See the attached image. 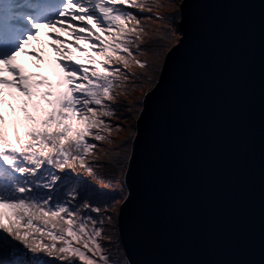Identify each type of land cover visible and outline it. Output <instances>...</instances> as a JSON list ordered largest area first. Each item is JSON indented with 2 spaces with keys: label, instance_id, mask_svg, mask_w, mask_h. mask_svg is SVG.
<instances>
[{
  "label": "water",
  "instance_id": "water-1",
  "mask_svg": "<svg viewBox=\"0 0 264 264\" xmlns=\"http://www.w3.org/2000/svg\"><path fill=\"white\" fill-rule=\"evenodd\" d=\"M117 226L128 264H264V0H181Z\"/></svg>",
  "mask_w": 264,
  "mask_h": 264
},
{
  "label": "snow or ice",
  "instance_id": "snow-or-ice-1",
  "mask_svg": "<svg viewBox=\"0 0 264 264\" xmlns=\"http://www.w3.org/2000/svg\"><path fill=\"white\" fill-rule=\"evenodd\" d=\"M146 2L0 0V50L11 52L0 57V251L15 253L22 245L64 264H128L109 255L101 207L85 202L74 187L70 199L53 193L69 179L59 174L66 169L96 176L103 167L94 163L101 160L94 150L113 131L106 118L117 115L114 92L132 75L130 64L148 66L135 57L143 55L138 17ZM45 27L71 37L48 33L57 53L52 75L18 62L26 54L45 67L44 49L32 46ZM16 100L22 117L15 115ZM76 195L81 199L73 204Z\"/></svg>",
  "mask_w": 264,
  "mask_h": 264
},
{
  "label": "trees",
  "instance_id": "trees-1",
  "mask_svg": "<svg viewBox=\"0 0 264 264\" xmlns=\"http://www.w3.org/2000/svg\"><path fill=\"white\" fill-rule=\"evenodd\" d=\"M180 2L181 0H147L143 10L144 14L138 17L144 25V33L140 41L143 55L139 52H136L135 55L137 59L147 61L148 66L140 68L139 65L130 64L126 71L132 75L114 92V106L117 108V115L106 119L111 120L112 124L121 125V127L113 126L115 133L110 134L109 139L96 142L98 147L94 152L101 156V160L94 163L102 164L103 167L97 170L96 176L88 174L85 169L80 167L74 171L66 169L64 173L59 174L65 175L69 179L60 184L53 193L58 199H70L72 193L68 190L74 187L77 192L83 194L85 202L91 203L93 207H101L102 213L108 214L109 212L111 223L105 222V225L114 231L117 230L116 240H113L110 245L112 248L117 246L121 252L119 255L122 257L125 256V253L118 236V212L113 210L118 209L120 202L127 195L124 176L131 154L132 140L136 133V118L142 108L144 95L157 82L164 57L179 38ZM149 9L151 10L149 11ZM157 14L164 18L157 19ZM85 43L87 44V42ZM79 55L77 54L76 57ZM132 65H134L133 69ZM17 96L19 97L20 94ZM16 104L15 115L22 117L23 112L20 109L19 100H16ZM113 176L116 178L113 179ZM80 199L81 195H76V199L72 203L75 204ZM93 201L95 202L93 203ZM91 214L96 215L94 212ZM104 241L108 243V240L104 239ZM123 258L126 259V257ZM0 264H64V261L46 252L33 253L20 245L19 251L15 253L0 251Z\"/></svg>",
  "mask_w": 264,
  "mask_h": 264
},
{
  "label": "rangeland",
  "instance_id": "rangeland-1",
  "mask_svg": "<svg viewBox=\"0 0 264 264\" xmlns=\"http://www.w3.org/2000/svg\"><path fill=\"white\" fill-rule=\"evenodd\" d=\"M59 2H60V0H59ZM58 2V3H59ZM179 20H180V18H179ZM51 31H57V32H60V34L62 35V36H69V34H68V32H66V31H62L59 27H57L56 29H49V28H42L41 30H40V39L38 40V41H34L33 42V47H37V48H43L44 49V55H45V67H43V68H37L36 67V63H35V61H34V59L31 57V56H29V55H26V54H19L18 55V62L19 63H21V64H23L25 67H26V69H28V70H32V71H42V72H44L45 74H47V75H52V73H51V71H50V66L52 65V64H54V60H55V57L57 56V53L55 52V50L53 49V48H51L50 47V42H51V37L48 35V33L49 32H51ZM181 35H180V33H179V37H180ZM69 39H71V37L69 36ZM178 40H179V38H178ZM82 43H85V42H82ZM176 43H178V41L176 42ZM175 43V44H176ZM174 44V45H175ZM85 45L87 46V44L85 43ZM73 53H74V57H76L77 56V54H80V53H78V52H76L75 51V49H73ZM11 54V52H1L0 51V57H7L8 55H10ZM135 57H136V55H135ZM165 58V57H164ZM136 59H137V57H136ZM163 64V63H162ZM136 65V64H135ZM131 67V66H130ZM134 68V65H132V69ZM161 70V69H160ZM5 75H8V73H5ZM56 77L55 76H53V79H55ZM156 84V83H155ZM152 89V88H151ZM13 91H15V90H13ZM148 92V91H147ZM146 92V93H147ZM145 93V94H146ZM19 93H17V95H18ZM14 103H16V101H14ZM17 105V104H16ZM142 109V108H141ZM141 111V110H140ZM140 111H139V113H140ZM139 115V114H138ZM116 120H119V119H116ZM118 123V122H117ZM116 125V123L115 124H113V126H115ZM113 133H115L114 131H112L111 132V134H113ZM127 196V195H126ZM126 198V197H125ZM124 198V199H125ZM123 199V200H124ZM122 200V201H123ZM121 201V202H122ZM121 202H120V204H121ZM120 206V205H119ZM118 209H119V207H117ZM118 209L116 210V208L113 210V211H116V212H118ZM110 210V209H109ZM112 210V209H111ZM103 215H102V217L101 218H103L104 220H105V222H109V223H111V218L109 219V217L111 216L110 215V213L108 212V214H106V213H102ZM94 215V214H93ZM97 215H99V214H96V215H94V216H97ZM108 225H105V230H106V232H107V235H105V237H104V239L105 240H108V238L110 237L111 238V242L114 240H116V235H117V230H115L114 231V229H112L111 227H109ZM108 229V230H107ZM119 236V235H118ZM118 243V242H117ZM118 246H119V244H118ZM120 247V246H119ZM108 252H109V255L113 258V259H119V260H121V261H123L124 260V258L123 257H125V256H120L119 254H121V252L119 251V249L117 248V246H114V248H112L111 247V245H110V247H109V249H108Z\"/></svg>",
  "mask_w": 264,
  "mask_h": 264
}]
</instances>
